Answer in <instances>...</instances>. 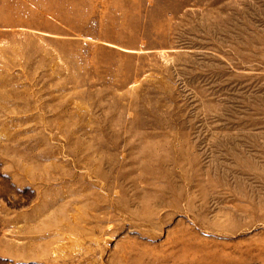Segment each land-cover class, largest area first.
Wrapping results in <instances>:
<instances>
[{
	"label": "rangeland",
	"instance_id": "obj_1",
	"mask_svg": "<svg viewBox=\"0 0 264 264\" xmlns=\"http://www.w3.org/2000/svg\"><path fill=\"white\" fill-rule=\"evenodd\" d=\"M0 264H264V0H0Z\"/></svg>",
	"mask_w": 264,
	"mask_h": 264
}]
</instances>
